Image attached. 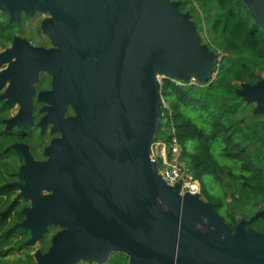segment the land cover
<instances>
[{"label":"water","instance_id":"95a60500","mask_svg":"<svg viewBox=\"0 0 264 264\" xmlns=\"http://www.w3.org/2000/svg\"><path fill=\"white\" fill-rule=\"evenodd\" d=\"M264 28V0H243ZM171 0H0L10 22L48 11L40 23L52 49L14 38L0 52L4 105L17 104L5 129L33 125V84L37 74L53 76L52 116L46 122L62 137L53 140L46 163H36L25 145L12 183L16 199L30 201L18 227L29 231L26 247L47 226L62 230L35 264H104L111 252L128 264H264V234L244 221L232 233L200 194L179 195L168 187L149 158L162 116L156 76L186 86L203 84L215 55L201 44L188 13ZM235 94L256 103L264 116V80L244 84ZM71 99L70 101H66ZM70 103L75 116L63 119ZM264 126V118H263ZM52 191L40 196L39 191ZM200 199V201H199ZM36 246V245H35Z\"/></svg>","mask_w":264,"mask_h":264},{"label":"trees","instance_id":"16d2710c","mask_svg":"<svg viewBox=\"0 0 264 264\" xmlns=\"http://www.w3.org/2000/svg\"><path fill=\"white\" fill-rule=\"evenodd\" d=\"M171 1L180 3V13L190 15L197 33L202 27L209 31L211 43L204 45L215 55L210 76L216 72V78L208 85L190 87L162 79L159 100L168 108L160 102L162 114L167 123L173 124L181 147L180 159L199 183L201 200L212 205L232 233L244 220L253 230L264 234V131L260 129L263 120L252 114L258 129L254 126L248 135L242 131L245 116L234 121L230 107L218 100L226 90L237 97L235 91L242 85H255L264 80V28L256 24L243 0H194L197 8L193 0ZM22 23L23 18L10 22L9 18L0 17L1 46L20 38L15 36V30L22 27ZM219 52L221 61L216 59ZM6 108L0 101V114ZM190 112L193 114H188ZM5 127L0 119V162L16 157L23 165V155L14 146L29 144L28 134L34 132L33 125L7 130ZM256 137L261 142L259 147L251 140ZM160 164L156 160L157 168ZM17 170L10 169L9 178L0 173V264L11 253L26 248L30 239L29 231L17 226L23 221L22 209L27 203L16 199L18 189L11 185L22 182ZM116 256L112 261L108 258L104 264H128L125 254ZM11 264L34 263L26 251L24 262L17 259Z\"/></svg>","mask_w":264,"mask_h":264},{"label":"rangeland","instance_id":"374dc122","mask_svg":"<svg viewBox=\"0 0 264 264\" xmlns=\"http://www.w3.org/2000/svg\"><path fill=\"white\" fill-rule=\"evenodd\" d=\"M192 4H193V6H195L197 8L198 5L195 3L194 0L192 1ZM198 13H200L199 10H198ZM0 17L3 20H6V19L9 18L8 14L2 13V12H0ZM21 18H23V23L21 25L22 27H20L19 29L15 30V36L20 37V38L28 41L32 46H34L36 48L44 49L43 47H49V46L51 47V46H53L51 41H50V39H49V37H47L45 34H43V32L41 30V26H40V23L43 22L44 20L52 19V15L49 14L48 11L35 12L34 16H32V17L31 16L22 15ZM198 33H199L198 36H199V38L201 40V44H209V43H211L210 34H209V31L206 28L202 27V30H200V28H199L198 29ZM10 47H11V42L10 41L7 42L3 46L0 45V52H3L4 50H6L7 48H10ZM51 48H53V47H51ZM219 60L221 61L222 58L219 59ZM39 73L37 74V78H38ZM212 77L213 78H211L210 80H208L207 82H205L203 84H199L198 82H195V81L192 80L186 86L190 87V86H203V85L205 86V85H208V84H210L211 82H213L215 80L216 75L212 76ZM162 78H163V76H160V75L156 76V81L159 82V85H160V81L162 80ZM180 84H182V83H180ZM33 90L35 92V84H33ZM32 97L33 96L30 97L31 103L33 102L32 101ZM70 100L71 99H69V101ZM218 100H220L222 103L225 102V104H227L230 107V109L233 111V114L235 115V117L233 118L234 121L240 120V118L245 116L244 121H243L244 129H242L243 132H247L246 134L250 135V130L253 129L254 126H256V128L258 129L257 123H256V119L252 117V114L254 115L253 112H254L256 103L248 104L245 100H243L242 97H239V96L233 97L230 92H227V90L224 91V96L221 95V97H219ZM164 106L166 107V104H164ZM16 110H17V104H12V105L8 106L4 111L1 112L2 114H0V119L2 117H7V120H10V119L14 118L17 115L16 114ZM188 114L192 115L193 113L190 112ZM257 115H258L257 116L258 120L259 119L263 120V118H264L263 115H261V114H257ZM156 121H157V123H159V128H158V133L155 134L154 137L156 138V141L163 140L168 134L169 123H167L166 118L163 116V114ZM247 126H248V129H247ZM262 126L263 125H260V129L262 131H264V126H263V128H262ZM52 127H53V125H52ZM258 132H260V131H258ZM235 138L239 139L237 136H235ZM251 140L254 141V145L255 146H257V147L260 146L261 142H260V140L257 137L254 138V139H251ZM262 145L264 146V142L262 143ZM252 149H254V147H252ZM154 152H155V150H154ZM149 158L156 162L155 158H151L150 156H149ZM19 167L20 166H19L18 159L16 157H12V158L6 160V162H0V173H2L5 178H9L10 175H9L8 171L10 169H13L15 171L17 169H20ZM16 173L19 174L18 170L16 171ZM224 182H226V180H224ZM43 191L46 192L45 190L39 191V195L40 196L43 195L42 194ZM19 192H20V190H18V193ZM50 194H53V192L50 191ZM199 201H200V199H199ZM24 207H30V201L29 200L26 203V205H24ZM23 217L25 218V216H23ZM24 218H23V220H24ZM51 228H54V229H52V232H49V235L46 238V241H48L47 242L48 246H49V242L52 243L53 237L57 233H59L58 230L59 229L62 230V228H60L58 226H55V225L47 226V228L45 230V233L43 234L42 238L45 237L46 232L49 229H51ZM41 239L39 241H41ZM39 241H37L36 244L34 243V245H29L28 247H26L24 249H21V251L19 253H17V252L11 253L6 259L3 260V264H11V262L16 261L17 259H21L24 262L26 251H28L30 253V256L33 259V263L35 264V253L38 252V251H42V253L46 252V250L48 248V247H45L46 245L42 246ZM116 254H118V253L111 252L107 256V258H109L110 261H112V260L117 258ZM86 262L87 261H85V260L79 259V260L76 261L75 264H86Z\"/></svg>","mask_w":264,"mask_h":264},{"label":"flooded vegetation","instance_id":"af4514ba","mask_svg":"<svg viewBox=\"0 0 264 264\" xmlns=\"http://www.w3.org/2000/svg\"><path fill=\"white\" fill-rule=\"evenodd\" d=\"M52 47V46H51ZM49 47H43L45 50L52 49ZM5 68V65L0 67V70L2 71ZM8 85V82L5 83V86L0 89V101L1 105L8 107L4 105L5 99L1 100V95H3L6 86ZM53 92V76L48 72L41 70V72L38 75L37 81L35 83V92L32 97V118H33V127L31 128L34 130V132H30L29 137V144L28 143H19L22 145H25L28 147V153L33 159L34 162L42 164L49 161L50 156L45 154V149L48 148L53 140L60 139L62 135L60 132H53L52 131V125L50 124V121L46 122L44 125V129L42 130L41 127H38V123L42 120L48 119L52 116L50 113V110L52 109L51 103L48 101H52L51 98H47L46 95H50V93ZM66 101H69L66 99ZM19 111V106L17 105L16 114ZM2 114V113H1ZM75 116V113L73 112L70 103H67V106L65 108V111L63 113V119L68 120L72 119ZM1 120L5 122L7 120V117H2ZM31 137V138H30ZM22 159V158H21ZM22 164L20 163L19 166ZM19 170V169H18ZM15 183V182H14ZM20 183V182H16ZM18 192V191H17ZM42 196H49L50 191L42 192ZM51 228L46 232V235L44 238L39 241L40 243L43 242L48 247V249L51 247V243L46 241L47 236L49 235V232H52ZM61 229L58 231L60 232ZM43 252L42 254L46 253Z\"/></svg>","mask_w":264,"mask_h":264},{"label":"built area","instance_id":"2783aa9c","mask_svg":"<svg viewBox=\"0 0 264 264\" xmlns=\"http://www.w3.org/2000/svg\"><path fill=\"white\" fill-rule=\"evenodd\" d=\"M218 58H222L220 52L216 57L217 61H220ZM215 75L216 72H213L210 77L213 78L212 76ZM178 84L181 85L179 82ZM160 102L164 108L168 109L167 105L166 107L164 106L165 103L163 100ZM167 136L169 140H166L165 137L163 140L155 141L150 148V157L159 160L161 163L157 169L158 175L168 187H173L178 184L179 195L181 196L184 194H200L199 183L192 177L189 168L180 159L181 147L175 136L173 124L171 123H169Z\"/></svg>","mask_w":264,"mask_h":264}]
</instances>
